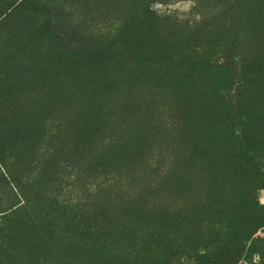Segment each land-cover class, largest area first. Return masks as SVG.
<instances>
[{
  "label": "rangeland",
  "instance_id": "1",
  "mask_svg": "<svg viewBox=\"0 0 264 264\" xmlns=\"http://www.w3.org/2000/svg\"><path fill=\"white\" fill-rule=\"evenodd\" d=\"M22 199L0 264H264V0H0Z\"/></svg>",
  "mask_w": 264,
  "mask_h": 264
},
{
  "label": "trees",
  "instance_id": "2",
  "mask_svg": "<svg viewBox=\"0 0 264 264\" xmlns=\"http://www.w3.org/2000/svg\"><path fill=\"white\" fill-rule=\"evenodd\" d=\"M95 37H97L98 39H102L103 36L99 34ZM81 38L93 39L94 36L92 34L81 33ZM25 208H26L25 200L24 199L19 200L16 203H12L10 207H7L5 210L1 211L0 218H3V220H6L7 222L9 221L14 223L17 220L18 215H20ZM164 245L168 246V243H165ZM168 251L169 249L166 250L167 253Z\"/></svg>",
  "mask_w": 264,
  "mask_h": 264
}]
</instances>
